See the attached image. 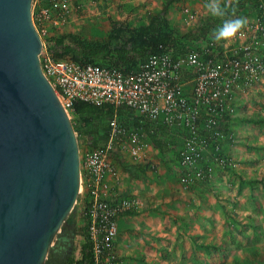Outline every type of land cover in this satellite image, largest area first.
<instances>
[{
    "label": "built area",
    "instance_id": "2783aa9c",
    "mask_svg": "<svg viewBox=\"0 0 264 264\" xmlns=\"http://www.w3.org/2000/svg\"><path fill=\"white\" fill-rule=\"evenodd\" d=\"M66 10V0L31 3L39 37L47 33L46 24H57L56 16ZM245 32L244 44L228 49L211 46L172 55L168 44L128 71L80 64L67 57L54 59L42 44L41 70L66 112H72L74 100L112 108L105 142L79 155L77 200L87 220L91 264H126L115 249L116 217L136 201H113L107 196V178L116 176L112 150H126L132 159L141 160L149 136L157 137L163 125L179 137L176 166L181 189L207 178L212 164L233 166L224 155L223 143L230 139L236 97L249 94L264 78V16L254 17ZM184 82H189V90ZM118 108L125 110L120 118Z\"/></svg>",
    "mask_w": 264,
    "mask_h": 264
},
{
    "label": "rangeland",
    "instance_id": "374dc122",
    "mask_svg": "<svg viewBox=\"0 0 264 264\" xmlns=\"http://www.w3.org/2000/svg\"><path fill=\"white\" fill-rule=\"evenodd\" d=\"M166 1L66 0V12L63 16H56L57 24H46L47 33L40 39L45 45L48 37L70 32L81 38L101 40L108 32L110 20H118L131 26L146 23ZM257 1L262 3L264 9V0ZM212 2L213 0H172L168 3L166 18L182 48L180 52L211 46L228 49L244 44L245 27L258 12L256 4L249 1L239 3L235 0H217L223 14L213 15L208 7ZM31 3L46 4L47 0H32ZM237 19H242L244 24L234 36L217 41L215 36L223 25ZM204 24H209V27L202 37L196 40L185 37L188 30ZM242 102L244 106L241 112H245L244 116L246 114L248 127L239 139L233 137V140H228L225 144L226 147L230 143L239 145L238 152L234 154L248 166L244 170L248 177L239 174L241 178L237 180L232 177L236 174L232 168L212 164L207 178L196 181L187 189H181L177 183L176 166L179 137L164 127L162 130L158 128L159 135H163L156 139L163 145L159 152L155 153L151 144L146 149L148 162L132 159L126 150H112V164L119 174L123 173L118 180L133 191L130 195L121 192L119 196L145 199L142 186L147 178L153 179V184L163 186V214L165 219L175 222V227L171 229L165 222L163 244L158 245L161 247L157 257L161 260L159 264H264V122H260L264 118V78L257 86V91L247 95ZM67 113L72 122H78V117L73 112L68 110ZM76 140L79 155L91 146L85 136H76ZM103 141L98 140V144H103ZM193 195L196 197L192 198ZM151 198L156 197L152 195ZM74 206V231L81 232L84 219L78 200ZM201 206L206 207L209 213H201ZM173 215L177 218H173ZM82 241L80 234L73 236L71 256L74 259L79 256ZM153 258L151 264H157L156 257ZM122 259L124 258L120 260Z\"/></svg>",
    "mask_w": 264,
    "mask_h": 264
},
{
    "label": "water",
    "instance_id": "95a60500",
    "mask_svg": "<svg viewBox=\"0 0 264 264\" xmlns=\"http://www.w3.org/2000/svg\"><path fill=\"white\" fill-rule=\"evenodd\" d=\"M32 0H0V264H43L76 202L69 115L43 74Z\"/></svg>",
    "mask_w": 264,
    "mask_h": 264
},
{
    "label": "trees",
    "instance_id": "16d2710c",
    "mask_svg": "<svg viewBox=\"0 0 264 264\" xmlns=\"http://www.w3.org/2000/svg\"><path fill=\"white\" fill-rule=\"evenodd\" d=\"M170 1L172 0H167L158 12L148 18L146 23L131 26L118 20H110L108 32L101 40L81 38L74 33L68 32L48 37L45 40V49L54 59L67 57L80 64L94 63L100 66H117L123 71L136 68V65L143 61L147 54L159 52L163 46L168 44H171L173 48L172 55L185 53L188 50L180 52L182 48L177 42L166 18L167 5ZM242 1L256 4L258 12H256L254 17L264 16L263 7H259L261 2L257 0H236L239 3ZM208 27L209 24L200 25L188 30L184 35L186 38L196 40L205 34ZM71 107L72 112L78 117L77 123L70 120L77 138L85 136L87 143L91 145L88 148L101 146L102 144H98V140L105 141L106 139L108 131L107 119L111 116L112 108L108 105L97 107L80 100H74ZM124 112V108H118V117H122ZM254 121L257 120L254 119ZM261 121L264 122V118H261ZM149 138L154 147L159 150L162 148L155 136H149ZM225 168L230 169L232 167ZM123 198L127 197H119L112 200ZM75 209L74 206L66 218V223L73 225V228L75 226ZM128 209L125 210L128 212ZM82 217L84 219H82L83 230L81 232L73 231V235L80 234L83 238L79 245V256L75 259L71 256L67 264H91L90 243L86 234L87 220L83 215ZM65 228L66 225H62V229ZM43 264L46 263L44 262Z\"/></svg>",
    "mask_w": 264,
    "mask_h": 264
},
{
    "label": "crops",
    "instance_id": "0c3cea01",
    "mask_svg": "<svg viewBox=\"0 0 264 264\" xmlns=\"http://www.w3.org/2000/svg\"><path fill=\"white\" fill-rule=\"evenodd\" d=\"M258 85H260V83H258L257 86ZM257 86L249 94L236 97L234 101V108L229 121L230 139L228 140H233V137H237L239 139V137L244 134V129L248 127L247 120L245 118L246 114L244 116L243 113L245 112L243 113L241 112V108L244 106V103L242 101L245 100V98H247V95L254 94L257 91ZM184 89L189 90V82H184ZM159 127L162 130L164 126L160 125ZM239 131H241V134L239 133ZM161 136L163 135H159L158 133V136L155 138L159 139V137ZM149 144H151V141L149 142ZM161 146L163 145L161 144ZM237 146L239 145H234L230 143V145L226 147V144L224 142L223 152L224 155L230 161L231 159L232 160L234 159L233 162L231 163H234L233 165L234 167H236L235 169L237 170H234V167H232V170L234 171V173H236L233 174L232 177H235V179L239 180V178H241L239 174L244 176L248 175L244 173V170L248 169V166L246 165V163H242L240 161L241 158L239 159V156L234 154L238 152L237 149L239 148ZM246 147H248V145ZM152 149L154 150L155 153L159 152V149L156 147H153ZM240 151L242 152V150ZM145 155L146 154H144V156ZM144 158L140 161L148 162V157L145 156ZM118 172L119 171L117 170V173ZM121 175L123 176V173L120 174L118 173V177L116 176L113 178L110 177L107 178L109 185V192L107 195L108 198L110 199H116L119 197H127L130 199L134 198L136 203L133 206L129 207L128 212L127 210H125L124 212L119 213L116 217V237L114 240L116 253L119 257L124 258L122 259V261L125 262L126 264H151V262L154 260L153 257H156L155 263L159 264L161 260L160 258L158 260L157 257L159 256V252H160L159 250H161V247L158 245L163 244L165 222H167L166 224L167 227L171 229L175 227V222L169 219L168 220L165 219V216L163 214V210H164V206H163L164 200L162 193L163 186L162 184H157V183L153 184L152 183L153 179L147 178L146 179L147 181H145V183L142 186L144 192L143 195L145 199L136 196L135 197L124 196V195L119 196V193L121 192L122 194H129V195L133 193V191L128 190V187H126L121 180L120 181L118 180ZM161 181L162 178H160V182ZM152 195H154L156 198L152 199L151 198ZM191 197L194 198L196 196L193 195ZM182 206L184 207V205ZM185 206L190 207V205H185ZM201 207L199 210L201 213H209L208 212L209 210L206 207L204 206ZM173 218H177V217L173 215Z\"/></svg>",
    "mask_w": 264,
    "mask_h": 264
},
{
    "label": "flooded vegetation",
    "instance_id": "af4514ba",
    "mask_svg": "<svg viewBox=\"0 0 264 264\" xmlns=\"http://www.w3.org/2000/svg\"><path fill=\"white\" fill-rule=\"evenodd\" d=\"M73 231V227L68 228L66 226L65 229H61L60 234L58 235V242L53 247L49 248L45 260L46 264H67L73 251Z\"/></svg>",
    "mask_w": 264,
    "mask_h": 264
},
{
    "label": "clouds",
    "instance_id": "9594fccd",
    "mask_svg": "<svg viewBox=\"0 0 264 264\" xmlns=\"http://www.w3.org/2000/svg\"><path fill=\"white\" fill-rule=\"evenodd\" d=\"M210 11L213 15H222L223 11L219 6L217 0H213L212 3L208 5ZM244 24L242 19H237L231 22H226L223 27L218 31L215 36V39L218 41L220 39H227L234 36L238 29H240Z\"/></svg>",
    "mask_w": 264,
    "mask_h": 264
}]
</instances>
